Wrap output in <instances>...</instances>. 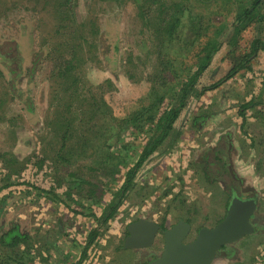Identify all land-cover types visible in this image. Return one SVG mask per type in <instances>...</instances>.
Masks as SVG:
<instances>
[{"label": "rangeland", "instance_id": "rangeland-1", "mask_svg": "<svg viewBox=\"0 0 264 264\" xmlns=\"http://www.w3.org/2000/svg\"><path fill=\"white\" fill-rule=\"evenodd\" d=\"M57 2L0 0V55H7L12 60L9 64L18 63L23 68L16 85L23 94L20 96L33 105L30 112L8 94V73L0 59V102L4 94L9 101L0 103V157L6 153L12 156V180L16 183L0 194L1 199L6 198L0 204V237L15 226L28 233L30 252L37 257L33 264H65V254L70 250L80 259L86 235L97 223L82 215L76 201L89 206V191L99 198L108 186L104 173L110 170L106 164L100 166L107 151L121 154L127 163L136 161L148 134L140 129L123 133L116 118H133L139 102L148 100L152 81L162 78L160 58L174 60L177 66L183 59L189 62L201 40L199 32L205 30L201 26L211 21L208 30L212 34L214 25L221 24L222 28L225 22L222 41L235 22L234 15L226 17L227 13L211 2L178 1L181 5H176L175 14L182 16L183 8L191 11L185 20L187 25L169 40L167 27L161 29L157 14L142 16L135 0H71L66 13ZM194 16L200 19L192 26ZM63 21H67L68 29ZM260 30L256 26L244 33L241 48L258 35L264 39V24L262 33ZM205 32L208 34L207 28ZM228 41L223 42L203 73L197 84L199 90L222 80L231 69ZM8 45L19 52H7ZM71 45L76 46L78 54H72V64L55 81L54 75L59 72L55 70L56 61L63 56L72 58L68 50ZM251 65L256 76L241 72L216 90L199 98L189 97L174 125L175 133L143 164L136 186L116 219L103 228L105 236L89 249L84 264H145L142 251L117 250L123 245L127 225L141 217L169 227L191 219L195 231L217 223L224 215L227 197L220 180L211 182L216 174L214 160L208 156L203 160L201 154L208 147L214 149L227 132L231 133L227 138L232 145V171L242 178L246 189L259 195L260 227L257 234L235 244L230 255L214 264H264V51ZM252 98L261 103L246 111L244 122L241 107ZM84 101L89 102L87 107ZM258 111L263 115L256 118ZM70 118L76 121L67 130ZM66 130L70 137L61 151L66 159L58 161L61 136ZM114 133L120 134L115 143L111 139ZM1 158L0 187L8 163L6 157L3 165ZM86 158L89 161H84ZM17 169L22 171L14 174ZM123 181L121 174L118 185ZM111 199L108 194L103 203ZM93 209L96 216H101L100 208ZM162 246V236L158 235L146 251L160 253ZM0 264H5L1 254Z\"/></svg>", "mask_w": 264, "mask_h": 264}, {"label": "trees", "instance_id": "trees-1", "mask_svg": "<svg viewBox=\"0 0 264 264\" xmlns=\"http://www.w3.org/2000/svg\"><path fill=\"white\" fill-rule=\"evenodd\" d=\"M56 1H58V8H62L63 12L66 13L71 0ZM135 1V3H137L139 5L138 7L141 9L142 16H146L147 14H157V19L161 25V29L167 27L169 40H173V38H175L179 34V32L185 27V25H187V23H185V20L187 16H189L191 9L183 8L184 12L182 16L174 13L176 5H181L178 1L184 0ZM197 1L204 4H209V2H211L213 5L219 6L225 14L227 13L226 17L234 15L235 22L233 24L231 32L226 33L225 38L220 41V36L224 35L225 32V22L222 28L221 24L214 25L216 30H214L212 34L210 30H208L209 26H211V21L208 24L201 26L204 27L205 30L207 28L208 34H206L205 30H201L199 32V38H201V40L196 47V52L194 50V54L190 55L191 61L185 62V59H183L181 65L177 66V62H175L174 60L167 59V57H161L158 64L160 67L159 75L162 78H155L160 83L158 81H152V93L150 94L148 100L144 99V101H141L142 103L139 102L138 109L135 111V115L133 116V118L129 116L121 119L116 118L123 133L134 131V129H140L146 130L148 135H146V140L144 139L145 142L143 143L134 163H127L123 159V156L121 154L112 155V152H106L104 161L102 160L103 162H100V166L106 164L107 169L110 170L108 173H104L106 181L105 184H107L108 186L104 187V190L102 191L99 198L96 197L95 192L89 191V193L92 195L91 201L88 203L89 206H86V204L82 203L80 200L76 201V204L82 208V215L86 218L94 219L97 224L86 235V242L84 246L81 247L80 259L77 260V258L74 256V252L70 250L67 254H65V264H84L85 260L89 256L88 251L91 246L94 245L98 239L100 240L105 236V230H103V228L109 222L116 219L117 214L119 213L124 203V200L136 186L135 180L143 164L155 152L161 150L162 147L167 143V140L175 133L174 125L179 119L181 112L185 108L187 101L189 100V97L191 95L199 98L208 91H213L220 88L224 82L236 77V75L241 72L253 73L252 75L254 76L257 75L254 73L251 64L258 57L259 52L264 51V39H262L258 35V37L254 39V41L246 48H241V41L243 39L242 35L249 30L256 29V26H259V28L261 29L259 33H262V27L264 24V0ZM194 17L196 21H193L192 26H195L197 24V21H199L200 19L199 17ZM63 22L68 29L67 21ZM113 28L114 26L111 29ZM227 37L229 38V41L228 39H226ZM227 41L232 49L230 52V57L233 62L231 69L222 80H219L218 82L213 83L210 86L203 87L201 90H199L197 86L199 80L201 79L203 73H205L210 67L212 59L220 51L221 47L223 46V42L227 43ZM10 45H8L7 52H11L12 50L16 51V48L10 47ZM17 47L19 48L18 45ZM109 47L111 48L112 44L111 46L109 45ZM68 50H70V55L72 56V58H68L62 55L63 57L56 61L57 63L55 65V70H58L59 72L54 75L53 79L55 81L61 78V76H63V70H66V68L70 64H72V54H78L76 52V46L74 45H71ZM115 50L117 51L114 42V51ZM17 52H19L18 49L16 53ZM236 53L238 55H236ZM6 56L7 55L5 54L2 56L0 55L3 66L8 73L7 92L12 96V99L16 98V100H19L20 103L24 104L27 110L31 112L33 111V105H31L32 102L30 100L27 101L20 96H23V94L16 85V77L18 79V77L22 74L23 68L19 66L18 63H13V65L9 64L8 61L12 62V60H9V58H6ZM0 74V76L3 77L1 69ZM261 78L260 79L263 82L264 89V72ZM6 95L7 94H4V101H1L0 103L9 102L8 96ZM257 99L252 98L241 107L242 110L240 114L244 122L246 120V111L255 108L261 103L260 100ZM84 104L87 107L89 105V102L84 101ZM258 115H263V113L258 111L255 117L257 118ZM51 119L52 117H50L48 121H51ZM198 120H202V118H199ZM198 120L196 119L195 122H199ZM75 121L73 119H71L70 122L68 121V123L66 124L67 130L71 128V123L75 124ZM109 126H106L105 128H109ZM67 130L61 136V146L59 148L58 161L66 159L62 156L61 151L65 149L67 140L70 137V133ZM111 130H107L108 133ZM106 135L102 136V138H104ZM119 135L120 134L116 135V133H114L111 138L113 140L112 142L115 143ZM218 150L219 148H216L210 150L209 152L213 153V158L214 160H216L215 163L219 165L216 167L219 168L221 173L223 172L226 175V179L222 178V181L226 185H228V189L235 185L236 187L240 186V182H237L236 179H232L230 181L227 180V178L231 176L230 162L228 158L226 159L227 149L221 148V150H219L220 152ZM6 157L8 158V163L4 168L6 173L3 175L4 185L0 187V194L3 192V190L16 186V183H13L14 180H12L13 171L11 169H14L15 164L11 166L14 163V160H12V156L6 153L2 158L0 157L3 160V165L4 159H6ZM202 159L205 160V157H203ZM84 161H89V159L86 158ZM220 162H222L223 165ZM123 168L126 169L125 173L122 172ZM21 171L22 169H17L14 174H19ZM121 174H123L124 176V181L119 186L117 182H119ZM215 175L218 176L217 173ZM115 186H119V188L114 189ZM75 188L74 186L71 187V189ZM43 191L46 192L45 190ZM108 194L112 195V199L108 204H104V197H106ZM5 200L6 198H0V204L2 202H5ZM71 200L74 201L73 198ZM94 206L102 210L101 216H96L93 209ZM61 234L64 235L63 232H61ZM30 238V235L28 233H22L19 230L18 226H15L8 232L1 235L0 254L5 257V264H33L36 262L37 257H33L30 252ZM121 248H123V245L120 246V248H117V250H120Z\"/></svg>", "mask_w": 264, "mask_h": 264}, {"label": "water", "instance_id": "water-1", "mask_svg": "<svg viewBox=\"0 0 264 264\" xmlns=\"http://www.w3.org/2000/svg\"><path fill=\"white\" fill-rule=\"evenodd\" d=\"M255 198L242 199L233 193L224 219L213 228H201L195 239L185 244L191 232L188 223L180 222L163 231L164 251L151 264H214L227 256L223 247L235 245L254 234L253 216L257 212ZM161 227L149 220L140 219L127 227L129 235L124 248L140 249L152 246Z\"/></svg>", "mask_w": 264, "mask_h": 264}, {"label": "flooded vegetation", "instance_id": "flooded-vegetation-1", "mask_svg": "<svg viewBox=\"0 0 264 264\" xmlns=\"http://www.w3.org/2000/svg\"><path fill=\"white\" fill-rule=\"evenodd\" d=\"M227 135H231V133H230V132H227V133L222 134L221 137L218 139V144H216V146L214 147V149H216V148H219V150H221V148H225V149H227V150H228V154L226 155V159L228 158V160H229V150H230V147H232V145H231V142H230L229 138H227V137H228ZM209 148H210V147H208L206 150H204V152H202V154H201V158L205 157V159H207V156H208V158H212V160H214V158H213V157H214L213 153L209 152L210 150H213V149H212V148L209 149ZM219 150H218V151H219ZM207 152H208V153H207ZM219 152H220V151H219ZM224 154H225V152H224ZM220 159H221V157H220ZM215 161H216V160H214L213 163H215ZM229 162H230V161H229ZM220 163H222V162H220ZM222 165H223V163H222ZM216 166H219V165H218L217 163H215V168H214V169H216V173L218 174V176H216L215 173H214V176H213L211 182H212V183H216V182H218V181L220 180L221 185L223 186V192H224V195L227 197V204L225 205V208H224V215L218 220V222L215 223V224H213V225H207V226H204V227H207V228H213V227H215L219 222H221V221L224 219V217H225V215H226V212H227V209H228V206H229V204H230V202H231V199H232L233 193H237V195H238L240 198H242V199L255 198V199L257 200L258 208H257V212H256L255 215L253 216V220H252V223L254 222V226H255V227H254L255 232H254L253 235L257 234V230H258V228L260 227V224L258 223V222H259V218H258L259 213H258V211H259V209H260V208H259V199H258L259 195H258L257 192H255L253 189H251V190H250V189H246V188L243 186L242 178H240L239 176L235 175L234 172L232 171V165H231V162H230L231 176L228 177L227 180L230 181V180H232V179H236L237 182H240V186L236 187V185H235V186H233V187H230V189H228V185H226L223 181H221L222 178L226 179V178H225V176H226L225 173H223V172L221 173V172L219 171V168H217ZM206 174H208V172H206ZM221 175H222V176H221ZM209 177H210V175H209ZM140 219H146V220L152 221V222L158 224V225L161 227L160 231L158 232V234L156 235V237H155V239H154V243L152 244V246L156 243V239H157V236H158V235H161V236H162V240H163V246H162V250H161L160 253H157V252H154V251H146V250H148L149 248H151L152 246L147 247V248H140V249H129V248H124V247H123V249H125V250L129 249V250H139V251H142L141 261H142V263L144 262L145 264H146V263L151 264V263H153L154 261H157V260L161 257V255H162V253H163V251H164V248H165V247H164V239H163V231L168 230V229H171L174 225H176V224H178V223H180V222L188 223V224L191 226V232H190V235L188 236V238L184 241L185 244H188V243L192 242V241L195 239V237H196L197 234H198V231H199L201 228H204V227H201V228H199L197 231H195V230H194V227L192 226L191 219L180 220V221L177 222L176 224L171 225V226L169 227V226L163 225L162 223H159V222H157V221H155V220L147 219V218H145V217H141V218H139V219H136V220L131 221V222L127 225V227H128L130 224H132V223H134V222H136V221H138V220H140ZM127 227H126V231H125V237H124V240H123V245H124L125 239H126L127 236L129 235V232H128V230H127ZM253 235H251V236H253ZM248 237H249V236H248ZM233 247H234V245L229 246V247H223L222 250H221V252L226 251L227 254L230 255L231 252H233ZM228 255H227V256H228Z\"/></svg>", "mask_w": 264, "mask_h": 264}]
</instances>
